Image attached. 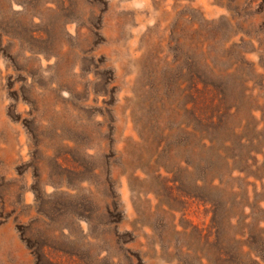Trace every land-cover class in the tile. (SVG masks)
I'll list each match as a JSON object with an SVG mask.
<instances>
[{"label":"rangeland","instance_id":"374dc122","mask_svg":"<svg viewBox=\"0 0 264 264\" xmlns=\"http://www.w3.org/2000/svg\"><path fill=\"white\" fill-rule=\"evenodd\" d=\"M0 264H264V0H0Z\"/></svg>","mask_w":264,"mask_h":264},{"label":"trees","instance_id":"16d2710c","mask_svg":"<svg viewBox=\"0 0 264 264\" xmlns=\"http://www.w3.org/2000/svg\"><path fill=\"white\" fill-rule=\"evenodd\" d=\"M201 116V115H200Z\"/></svg>","mask_w":264,"mask_h":264}]
</instances>
